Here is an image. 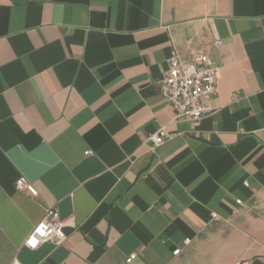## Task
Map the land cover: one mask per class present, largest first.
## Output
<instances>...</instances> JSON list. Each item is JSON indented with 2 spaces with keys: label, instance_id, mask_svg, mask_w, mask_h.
<instances>
[{
  "label": "crops",
  "instance_id": "crops-1",
  "mask_svg": "<svg viewBox=\"0 0 264 264\" xmlns=\"http://www.w3.org/2000/svg\"><path fill=\"white\" fill-rule=\"evenodd\" d=\"M172 50L220 68L198 126L161 95ZM52 207L66 241L30 250ZM131 254L264 264V0H0V264Z\"/></svg>",
  "mask_w": 264,
  "mask_h": 264
},
{
  "label": "built area",
  "instance_id": "built-area-1",
  "mask_svg": "<svg viewBox=\"0 0 264 264\" xmlns=\"http://www.w3.org/2000/svg\"><path fill=\"white\" fill-rule=\"evenodd\" d=\"M214 45L221 46V41L215 42ZM168 63L169 69L161 83V95L174 110V122L187 120L198 126L204 118L215 111L209 101L217 94L220 68L210 56L204 53L194 55L189 62H183L181 55L176 50H172ZM168 135L166 127H162L148 141L156 148L165 142ZM91 154V151L86 152L87 156ZM16 187L18 190L29 192L32 196L38 194L34 186L24 178L17 181ZM237 203L242 205L241 200H237ZM212 217L217 218V214L213 213ZM65 223L55 208H49L26 237L24 246L30 250H36L47 242L63 244L66 241V235L63 232ZM190 243V238L184 240L185 245ZM180 252L179 248L173 254L177 256ZM136 258L137 254H131L126 259V263L129 264ZM14 264L21 263L16 260ZM238 264L250 263L240 262Z\"/></svg>",
  "mask_w": 264,
  "mask_h": 264
}]
</instances>
